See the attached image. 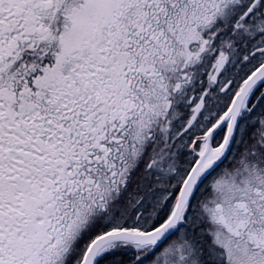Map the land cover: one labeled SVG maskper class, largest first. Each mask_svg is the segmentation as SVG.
<instances>
[{
    "label": "snow or ice",
    "instance_id": "snow-or-ice-1",
    "mask_svg": "<svg viewBox=\"0 0 264 264\" xmlns=\"http://www.w3.org/2000/svg\"><path fill=\"white\" fill-rule=\"evenodd\" d=\"M0 264H264V0H0Z\"/></svg>",
    "mask_w": 264,
    "mask_h": 264
}]
</instances>
